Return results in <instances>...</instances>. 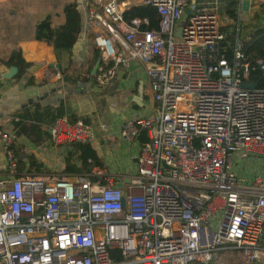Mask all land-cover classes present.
<instances>
[{"label":"built area","instance_id":"obj_1","mask_svg":"<svg viewBox=\"0 0 264 264\" xmlns=\"http://www.w3.org/2000/svg\"><path fill=\"white\" fill-rule=\"evenodd\" d=\"M224 3L140 0L157 8L158 29L127 20L125 1L82 6L81 31L100 54L96 72L85 73L96 87L133 62L145 67L157 112L128 119L120 133L138 141L146 129L149 141L119 187L100 167L70 176L22 170L18 134L0 128L8 167L0 176V264L209 263L225 249L264 264V87L255 73L264 77V58L250 61L241 39L228 56ZM251 82L259 85L243 86ZM48 130L64 145L92 136L83 119ZM247 161L262 169L250 180L236 168Z\"/></svg>","mask_w":264,"mask_h":264},{"label":"crops","instance_id":"obj_2","mask_svg":"<svg viewBox=\"0 0 264 264\" xmlns=\"http://www.w3.org/2000/svg\"><path fill=\"white\" fill-rule=\"evenodd\" d=\"M67 1L0 0V128L16 131L14 118L19 119V115L39 107L51 114L64 110L65 114L56 120L49 118L51 122L41 123L46 131L42 144H36L24 134L18 135L16 147L21 169L46 176L79 174L73 170L74 165H80L75 146L56 143L48 129L55 123H73L83 119L91 126L89 142L97 150L103 164L92 170L102 168L108 176L115 177L117 185L123 186L128 177L137 171L138 155L146 136H140L138 141H129L121 136L120 129L128 119L153 117L158 102L145 67L139 61L129 67H121L117 78L105 89L96 87L91 77L85 75L91 69L93 73L97 63L91 65L89 61L80 79L74 83L76 66L94 56L91 48L98 51L93 36L81 31L73 49L60 54L51 42L35 37L37 23L47 15H51L52 26L64 21L62 8ZM76 1L83 2L82 6L89 3V0ZM118 1L130 3L128 6L131 8L140 0ZM241 25H247V22L243 21ZM14 49H21L23 58L31 63L19 77H9L11 66L2 62ZM71 60H74L72 66ZM57 63L60 68H57ZM63 71L69 75L70 82L64 80ZM7 170L6 153L0 142V176ZM107 181L106 178L104 182Z\"/></svg>","mask_w":264,"mask_h":264},{"label":"trees","instance_id":"obj_3","mask_svg":"<svg viewBox=\"0 0 264 264\" xmlns=\"http://www.w3.org/2000/svg\"><path fill=\"white\" fill-rule=\"evenodd\" d=\"M225 4V5H224ZM226 13L232 18L236 23L239 22V9H240V0H225ZM64 21L61 23L52 26L51 15H47L36 25V34L35 37L39 40H45L51 42L57 52L60 54L62 51H71L75 46L79 34L81 32V20L82 15L79 9L78 2L76 0H69L64 3L63 8ZM127 20H130L135 17L142 19H148V24L144 25L146 29H158L160 27V15L156 7L152 5H134L131 8L127 9L124 14ZM241 39L237 36V40ZM227 39L222 40V45L227 48V53L229 57H232L234 54V47L236 41L232 44L226 41ZM242 47L245 51L248 59L253 63L256 62L259 58H264V26L257 27L253 32H251L247 38H242ZM91 53L94 56L88 61H84L82 64L79 63V66L75 68L76 74L74 77V83L80 79L81 72L86 70L88 62L91 61V65H94L99 59L98 51L91 48ZM2 62L7 66H16L18 67V72L16 76L19 77L27 71L31 66V63L27 62L23 56L21 49H14L5 59H2ZM74 63V60H71L70 65ZM92 71V69L90 70ZM256 77L260 81V86L264 87V77L262 73L257 70ZM94 75L92 74V77ZM63 78L67 82H70L68 74H64ZM92 79V78H91ZM90 79V80H91ZM65 114L64 110L59 111L57 114H51L48 111L42 110L40 107L34 111H27L19 115V120L16 121V132L18 135H26L31 138L36 144H42L44 142V135L46 131L43 129L41 123L45 121H54L58 117H61ZM50 118V120H49ZM146 136L143 138L144 143L149 141L148 132L146 129L141 131L140 136ZM74 145L77 151L79 152V161L80 165L77 167L74 165L73 170L77 173H86L91 172L95 166H102V161L98 155L97 150L91 145L90 142L85 143H71ZM242 262V261H241ZM191 264H218L216 261L209 263H202L195 261ZM240 264V263H238Z\"/></svg>","mask_w":264,"mask_h":264},{"label":"rangeland","instance_id":"obj_4","mask_svg":"<svg viewBox=\"0 0 264 264\" xmlns=\"http://www.w3.org/2000/svg\"><path fill=\"white\" fill-rule=\"evenodd\" d=\"M82 3L83 2L80 1L78 2L79 9L82 8ZM224 5L219 7L218 15L221 22L222 33L224 35L223 39H227L226 41L230 44L237 40V36L241 39L247 38L255 28L261 26L264 16V0H240L238 23L229 17ZM243 21H246L247 25H241V22ZM236 168L240 174L248 176V178L252 177L254 174H258V171L262 170L258 163L254 161L243 162ZM214 261L218 264H244L240 251L236 249H225L220 251L218 258Z\"/></svg>","mask_w":264,"mask_h":264},{"label":"water","instance_id":"obj_5","mask_svg":"<svg viewBox=\"0 0 264 264\" xmlns=\"http://www.w3.org/2000/svg\"><path fill=\"white\" fill-rule=\"evenodd\" d=\"M186 12H187V13H190V10L187 9ZM182 28H183V26H181V27L179 28L178 32H177V34H178L179 36H181V34H182ZM99 62H100V61L98 60L97 63H96V65H95V67H94V69H93V74L96 72V70H97V68H98V65H99ZM56 66H57V68H60V64H59V63H57ZM17 72H18V67H16V66H11L8 76H9V77H13L14 75H16ZM258 85H259L258 82L243 83V86L246 87V88H256ZM118 186H119V187H122V184H118Z\"/></svg>","mask_w":264,"mask_h":264}]
</instances>
